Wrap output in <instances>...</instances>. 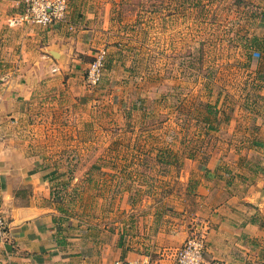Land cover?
<instances>
[{"label":"rangeland","instance_id":"1","mask_svg":"<svg viewBox=\"0 0 264 264\" xmlns=\"http://www.w3.org/2000/svg\"><path fill=\"white\" fill-rule=\"evenodd\" d=\"M208 1L66 0L49 25L0 23L12 43L24 24L85 38L27 100L0 78V163L30 160L78 248L116 240L159 264L210 226L228 264H264V48L245 40H264V0Z\"/></svg>","mask_w":264,"mask_h":264},{"label":"crops","instance_id":"2","mask_svg":"<svg viewBox=\"0 0 264 264\" xmlns=\"http://www.w3.org/2000/svg\"><path fill=\"white\" fill-rule=\"evenodd\" d=\"M10 6L9 0H0V23H9L17 16L18 10H11ZM8 23L4 28H9ZM1 26L0 60H6L3 62L8 65L0 77L9 83L5 97L29 99L36 84L55 75L51 70L54 65H76L72 61L79 60L75 56V43L85 42L79 34L67 36L63 31L49 29L48 35L41 33L35 24H24L12 43L7 38L11 34ZM3 157L1 162L5 164L0 163V211L10 221L14 244L0 247V264H114L118 259H148L141 252L125 249L116 240L101 244L100 249L93 247V243L81 244L78 248L76 243L65 240L54 223L53 207L45 202L50 189L43 175L32 169L28 158H21V163L15 160L12 163ZM213 230L209 226L204 231L209 240L205 263L228 264L225 256L216 252L221 245L227 249V243L219 242ZM159 264H174V259L164 258Z\"/></svg>","mask_w":264,"mask_h":264},{"label":"built area","instance_id":"3","mask_svg":"<svg viewBox=\"0 0 264 264\" xmlns=\"http://www.w3.org/2000/svg\"><path fill=\"white\" fill-rule=\"evenodd\" d=\"M25 15H18L11 23H18L26 16L32 22L49 25L55 21L66 19V0H26ZM104 52H100L87 66L89 83L97 84L103 74ZM11 224L8 217L0 211V247L14 244L10 236ZM206 240L202 235H192L177 250L174 264H205ZM115 264H150L149 260H117Z\"/></svg>","mask_w":264,"mask_h":264},{"label":"trees","instance_id":"4","mask_svg":"<svg viewBox=\"0 0 264 264\" xmlns=\"http://www.w3.org/2000/svg\"><path fill=\"white\" fill-rule=\"evenodd\" d=\"M208 2H211V0ZM206 5L210 6L209 3H206ZM245 40L248 48H264V40L260 39L257 35L246 36ZM120 245L122 246V243Z\"/></svg>","mask_w":264,"mask_h":264}]
</instances>
